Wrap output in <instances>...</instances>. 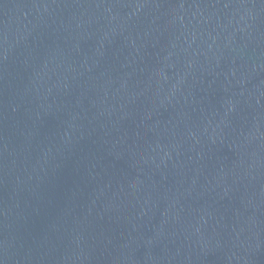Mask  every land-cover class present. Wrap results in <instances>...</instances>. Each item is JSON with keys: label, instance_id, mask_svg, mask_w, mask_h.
<instances>
[{"label": "water", "instance_id": "obj_1", "mask_svg": "<svg viewBox=\"0 0 264 264\" xmlns=\"http://www.w3.org/2000/svg\"><path fill=\"white\" fill-rule=\"evenodd\" d=\"M0 264H264V0H0Z\"/></svg>", "mask_w": 264, "mask_h": 264}]
</instances>
